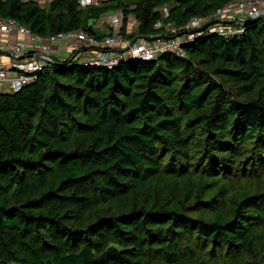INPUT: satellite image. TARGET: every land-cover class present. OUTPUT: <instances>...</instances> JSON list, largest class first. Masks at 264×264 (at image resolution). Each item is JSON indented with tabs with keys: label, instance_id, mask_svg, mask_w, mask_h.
I'll return each instance as SVG.
<instances>
[{
	"label": "trees",
	"instance_id": "1",
	"mask_svg": "<svg viewBox=\"0 0 264 264\" xmlns=\"http://www.w3.org/2000/svg\"><path fill=\"white\" fill-rule=\"evenodd\" d=\"M228 1L0 0V16L99 35L120 11L146 37ZM184 48L55 59L0 92V264H264V19Z\"/></svg>",
	"mask_w": 264,
	"mask_h": 264
},
{
	"label": "built area",
	"instance_id": "2",
	"mask_svg": "<svg viewBox=\"0 0 264 264\" xmlns=\"http://www.w3.org/2000/svg\"><path fill=\"white\" fill-rule=\"evenodd\" d=\"M34 1L44 4L51 0ZM78 1L81 6L88 5L85 0ZM257 18L264 19V0H229L217 7L212 14L191 17L180 25L167 23L160 32L147 35L141 43H134L115 34L100 37L83 30L40 36L16 19L0 16L1 32L22 36L8 44L5 50L10 59L7 64L0 63V92H16L33 82L55 58L58 59L51 54L50 48L58 41L67 42L73 60L86 65L111 68L127 59L152 60L163 52L185 57L184 46L201 34H240L245 23ZM160 25V22L156 23V27ZM82 56L84 60L79 61Z\"/></svg>",
	"mask_w": 264,
	"mask_h": 264
},
{
	"label": "rangeland",
	"instance_id": "3",
	"mask_svg": "<svg viewBox=\"0 0 264 264\" xmlns=\"http://www.w3.org/2000/svg\"><path fill=\"white\" fill-rule=\"evenodd\" d=\"M85 1H87L88 5H89V4H96L100 0H96V1L95 0H85ZM40 5H44V4L42 3ZM161 12H162L163 16L166 17L168 15V7L167 6L162 7ZM210 14H212V13H210ZM122 22H123L122 13L120 11L110 12V13H106L105 15H103V17L100 20L96 21L94 24V28L96 29V31L98 32L100 37H105L106 35H109V34H113V35L115 34V35H118L119 37H122L125 40H128L130 42L141 43V41L144 37L129 36L130 34L135 35V33H136L135 31H136L137 22H136L134 16L133 15L128 16L125 33H123L121 31ZM166 24L167 23L165 22L161 25L164 26ZM65 44H66V46H65V49H64L62 55L61 56L57 55L59 57L58 59H63V58L65 59L68 57L73 58L72 52L70 51L71 48L69 46H67L66 41H65ZM50 48H51V54H52L53 53V51H52L53 45L50 46ZM83 60H84L83 56L79 58V61H83Z\"/></svg>",
	"mask_w": 264,
	"mask_h": 264
},
{
	"label": "crops",
	"instance_id": "4",
	"mask_svg": "<svg viewBox=\"0 0 264 264\" xmlns=\"http://www.w3.org/2000/svg\"><path fill=\"white\" fill-rule=\"evenodd\" d=\"M22 36L19 34L14 33H7V32H1L0 31V63L1 64H7L9 62L10 57L6 53V48L8 44H11L15 42L16 40L21 39ZM65 41H58L53 44V53L52 55L54 57L59 58L57 55H62L64 49H65Z\"/></svg>",
	"mask_w": 264,
	"mask_h": 264
},
{
	"label": "bare ground",
	"instance_id": "5",
	"mask_svg": "<svg viewBox=\"0 0 264 264\" xmlns=\"http://www.w3.org/2000/svg\"><path fill=\"white\" fill-rule=\"evenodd\" d=\"M96 1V0H95ZM88 6V5H87ZM96 27V26H95ZM130 38V37H129ZM133 39V38H132ZM176 55V54H175ZM56 59V58H55ZM128 61V60H127Z\"/></svg>",
	"mask_w": 264,
	"mask_h": 264
}]
</instances>
